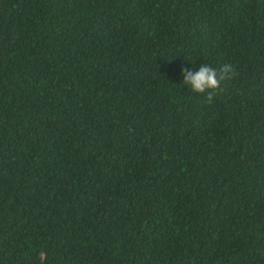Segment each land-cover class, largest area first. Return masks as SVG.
Returning <instances> with one entry per match:
<instances>
[{
	"label": "trees",
	"instance_id": "trees-1",
	"mask_svg": "<svg viewBox=\"0 0 264 264\" xmlns=\"http://www.w3.org/2000/svg\"><path fill=\"white\" fill-rule=\"evenodd\" d=\"M0 264H264V0H0Z\"/></svg>",
	"mask_w": 264,
	"mask_h": 264
},
{
	"label": "clouds",
	"instance_id": "clouds-1",
	"mask_svg": "<svg viewBox=\"0 0 264 264\" xmlns=\"http://www.w3.org/2000/svg\"><path fill=\"white\" fill-rule=\"evenodd\" d=\"M182 83L194 93L206 94V100L211 103L214 99L215 90L221 87L222 82L231 80L235 70L230 64H224L219 69L207 64H201L199 70H189L182 67Z\"/></svg>",
	"mask_w": 264,
	"mask_h": 264
}]
</instances>
